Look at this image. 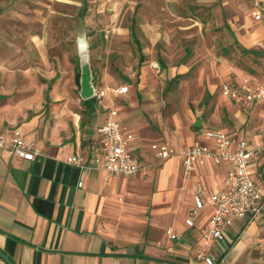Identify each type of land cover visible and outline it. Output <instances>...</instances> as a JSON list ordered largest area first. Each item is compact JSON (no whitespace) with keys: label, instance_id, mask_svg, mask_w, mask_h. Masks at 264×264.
Returning a JSON list of instances; mask_svg holds the SVG:
<instances>
[{"label":"crops","instance_id":"0c3cea01","mask_svg":"<svg viewBox=\"0 0 264 264\" xmlns=\"http://www.w3.org/2000/svg\"><path fill=\"white\" fill-rule=\"evenodd\" d=\"M247 2L250 8L252 0ZM249 14L233 36L243 50L261 52L252 56H260L262 64L252 66L246 78L226 79L220 85L247 80L264 86V22L255 21L250 9ZM143 60L144 56L139 65ZM121 86H127V91L94 95L96 100L87 104L79 100V114L63 105L52 117L14 115L8 107L12 104L0 114V133L18 127L39 152L29 161L0 150V251L12 264H206L197 259L193 247L201 241L210 205L205 203L192 216L193 226L186 225L185 219L193 205V186L201 183L210 192L223 190L227 165H198L187 178L178 153L194 144L201 131L224 129L246 140L252 151L253 178L263 195L259 211L234 218L208 253L216 264H264V104L243 109L218 98L217 106L229 121L223 127H207L201 118L196 126L198 119H192L196 110L189 105L182 125L178 113L162 111L165 102L159 96L139 101L132 86L117 87ZM50 87L45 102L50 101ZM1 100L8 102L10 97L1 95ZM113 108L138 145L141 169L135 176L106 178L95 165L102 146L96 129ZM168 118L178 130L166 128ZM189 124L194 130H189ZM152 142L168 143L176 154L161 159L150 149ZM72 156L78 157L77 163L68 160ZM137 176L147 179L133 178ZM168 227L180 238H170L165 232ZM0 264H7L1 256Z\"/></svg>","mask_w":264,"mask_h":264},{"label":"rangeland","instance_id":"374dc122","mask_svg":"<svg viewBox=\"0 0 264 264\" xmlns=\"http://www.w3.org/2000/svg\"><path fill=\"white\" fill-rule=\"evenodd\" d=\"M250 8L247 0H0V114L9 104L14 115L52 117L63 105L79 114L75 65L83 44L97 90L132 86L139 101L159 96L162 111L178 113L182 125L190 105L192 119L229 126L217 106L218 98L229 103L220 83L262 64L252 56L261 52H244L233 36Z\"/></svg>","mask_w":264,"mask_h":264},{"label":"built area","instance_id":"2783aa9c","mask_svg":"<svg viewBox=\"0 0 264 264\" xmlns=\"http://www.w3.org/2000/svg\"><path fill=\"white\" fill-rule=\"evenodd\" d=\"M250 13L255 21L264 22V0H252ZM95 96L102 97L109 91L124 93L127 86L115 87L109 90L95 89ZM220 95L228 102L238 103L243 109L252 105L264 104V86L254 85L247 80L238 84L223 82L219 88ZM117 108L109 110L108 118L96 129L102 143L100 156L95 159V165L105 173L106 178L117 176H135L141 169L137 158L138 145L134 135L124 130L116 119ZM150 149L161 159L175 155L174 149L165 142H152ZM0 150L9 157L34 160L39 154L34 141L25 138L18 127L5 133H0ZM181 156L182 169L189 178L198 165L206 163L227 165L225 188L218 192L208 191L201 183L193 186V205L188 211L185 224L193 226V215H196L205 203L211 208L208 223L202 231L201 241L194 247L197 259L206 264H216V259L208 253L213 241L223 239V230L236 217L242 218L249 212L257 213L261 206L262 186L253 178L252 151L243 138H235L224 129H207L199 133V139L187 149L178 153ZM78 162L77 156L68 159ZM81 185V182L78 183ZM166 234L172 239L180 235L171 227Z\"/></svg>","mask_w":264,"mask_h":264},{"label":"water","instance_id":"95a60500","mask_svg":"<svg viewBox=\"0 0 264 264\" xmlns=\"http://www.w3.org/2000/svg\"><path fill=\"white\" fill-rule=\"evenodd\" d=\"M81 47L79 46V66H80V78H79V95L82 100L91 98L95 95L94 86L92 83L91 69L88 63L87 55H81ZM86 54V53H85ZM196 126L201 125L200 119L195 122ZM0 256L5 260L7 264H12L8 257L0 251Z\"/></svg>","mask_w":264,"mask_h":264},{"label":"trees","instance_id":"16d2710c","mask_svg":"<svg viewBox=\"0 0 264 264\" xmlns=\"http://www.w3.org/2000/svg\"><path fill=\"white\" fill-rule=\"evenodd\" d=\"M244 52H249V50H243ZM139 52H140V59L139 60H142L143 59V54L141 52V49H140V45H139ZM78 59V58H77ZM79 64V60H76V65H75V78L77 80V83L79 84V78H80V66L78 65ZM96 98L93 96L91 98H88V99H85V100H82V103L83 104H87V103H92L93 101H95Z\"/></svg>","mask_w":264,"mask_h":264},{"label":"bare ground","instance_id":"6f19581e","mask_svg":"<svg viewBox=\"0 0 264 264\" xmlns=\"http://www.w3.org/2000/svg\"><path fill=\"white\" fill-rule=\"evenodd\" d=\"M80 47H81V55H83V56H85L86 54V48H85V45H83V44H80Z\"/></svg>","mask_w":264,"mask_h":264}]
</instances>
